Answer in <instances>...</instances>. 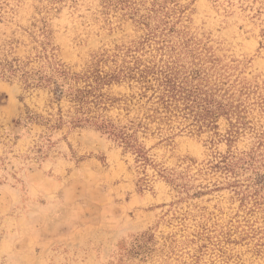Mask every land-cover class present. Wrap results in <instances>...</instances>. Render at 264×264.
<instances>
[{"label":"rangeland","instance_id":"rangeland-1","mask_svg":"<svg viewBox=\"0 0 264 264\" xmlns=\"http://www.w3.org/2000/svg\"><path fill=\"white\" fill-rule=\"evenodd\" d=\"M43 55L136 74L96 111L150 162L0 74V264H264V0H0V59Z\"/></svg>","mask_w":264,"mask_h":264},{"label":"trees","instance_id":"trees-1","mask_svg":"<svg viewBox=\"0 0 264 264\" xmlns=\"http://www.w3.org/2000/svg\"><path fill=\"white\" fill-rule=\"evenodd\" d=\"M39 57L43 59H40L37 65H33L30 60L19 58L0 59V74L4 77L18 78L25 89H40L48 94L47 106L51 109L48 113L50 117L44 118L27 107L30 121L43 117L47 123L54 122L49 125L51 128H59L63 125H69L71 128L83 125L94 126L118 142L125 152H131L135 157V163L145 166L150 162L147 149L138 138L139 130L147 129L145 124L136 122L134 119L126 123L115 122L96 111L97 108L105 109V101L110 99L102 92L103 85H111L122 78H136V74L121 70L103 72L98 67L85 71H73L65 63L54 60V57L49 55ZM139 78L144 79L142 75ZM160 86H164L168 92L158 95L159 102L165 109L170 106L166 97H169L172 86L169 83ZM148 88L146 86V89ZM63 104L67 106V109H64ZM154 112L158 114V108H155ZM153 117L156 116L153 115ZM168 179L176 182L173 176H168Z\"/></svg>","mask_w":264,"mask_h":264}]
</instances>
